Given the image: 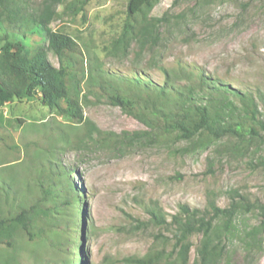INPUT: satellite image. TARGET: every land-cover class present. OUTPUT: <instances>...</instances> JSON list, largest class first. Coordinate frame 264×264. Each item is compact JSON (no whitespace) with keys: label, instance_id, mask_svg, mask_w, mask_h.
I'll return each instance as SVG.
<instances>
[{"label":"rangeland","instance_id":"rangeland-1","mask_svg":"<svg viewBox=\"0 0 264 264\" xmlns=\"http://www.w3.org/2000/svg\"><path fill=\"white\" fill-rule=\"evenodd\" d=\"M42 1L28 0L29 11L36 12ZM72 1L58 5L51 28L78 41L81 52L72 55L78 62L79 80L82 70L86 78V69L97 65L131 76L138 70L163 84L161 67L194 66L230 90L254 97L264 118V0H180L177 4L159 0L149 10L150 16L166 17L155 31L159 42L144 49L132 42L127 54H111L110 49L124 29L128 0H90L78 12L68 8ZM25 42L43 46L48 59L60 65L39 28L30 29ZM83 86V81L76 83L75 89L86 120L120 137L99 143L93 132L80 141L68 116L35 98H15L0 105V186H12L14 209L43 194L36 172L42 163L52 160L70 174L71 187H65L73 200L70 240L59 258L70 264H133L127 259L155 250L167 253L175 247L173 216L181 204L205 209L214 202L228 207L241 196L264 204V138L242 142L231 134L218 139L199 135L162 142L141 120L107 98L87 93ZM228 92L242 112L241 97ZM152 209L162 211L167 223L157 225ZM262 220L259 208H254L238 212L231 232L219 221L225 248L215 264H264ZM255 229L253 238L249 233ZM202 239V232L190 236L189 264L199 260ZM17 245V252L0 250V264H19L17 256L29 254L40 261L49 256L46 249L28 245L20 236Z\"/></svg>","mask_w":264,"mask_h":264},{"label":"trees","instance_id":"trees-1","mask_svg":"<svg viewBox=\"0 0 264 264\" xmlns=\"http://www.w3.org/2000/svg\"><path fill=\"white\" fill-rule=\"evenodd\" d=\"M89 1L73 0L68 8L82 11ZM158 1L128 0L125 26L120 37L113 42L111 54H127L132 42L138 43L141 49L159 42L155 31L166 17L149 15V10ZM179 1L174 0L173 4ZM62 2L43 0L36 12H30L28 0H0L1 106L15 98H35L68 116L77 126L74 136L80 141L93 136V132L96 133L95 141L99 143L120 137L86 120L80 92L75 89L76 83L83 81L87 93L107 98L111 104L120 106L149 126L162 142L193 139L199 135L218 139L231 134L242 142L264 138V118L260 117L254 97L230 90L227 84L213 80L194 66L179 69L161 67L165 74L163 84L138 70H134L135 75L131 76L97 65L86 69V78L85 70H82L83 79L79 80L78 62L72 55L81 52L78 41L68 33L51 28L52 21L58 15V5ZM32 28L46 33L48 48L58 56L59 66L48 59L47 49L43 46L31 47L25 42L27 32ZM179 79H186L187 82L181 83L177 81ZM228 91L241 97L242 112H239ZM48 135L53 136L52 133ZM68 138L72 140L70 136ZM261 162L264 164V158ZM36 172L43 194L24 200L15 209L16 198L10 196L12 186H0V200L3 202L0 204V250L17 252L20 236L28 245L46 249L49 256L41 261L36 254L24 258L17 256L19 264H70L57 256L70 240L69 209L73 200L69 196V189L65 188L71 187L70 174L52 160L42 163ZM254 208H259L263 215L261 230H264V204H256L243 196L241 200L234 197L228 207L214 202L205 209L181 204L179 213L173 216L177 227L175 247L167 253L155 250L142 257L128 258L127 261L133 264H189L192 248L190 236L202 232L203 239L198 248L199 262L194 264H215L225 248L218 233V222L223 220V228L231 232L238 212ZM150 213L157 225L167 223L162 211L152 209ZM257 231L252 230L249 235L254 238Z\"/></svg>","mask_w":264,"mask_h":264}]
</instances>
